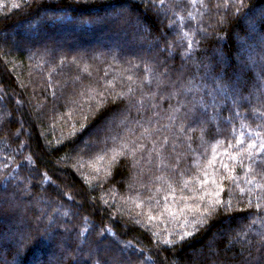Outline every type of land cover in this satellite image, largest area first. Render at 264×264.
Here are the masks:
<instances>
[{
    "label": "trees",
    "instance_id": "16d2710c",
    "mask_svg": "<svg viewBox=\"0 0 264 264\" xmlns=\"http://www.w3.org/2000/svg\"><path fill=\"white\" fill-rule=\"evenodd\" d=\"M0 264H264V0H0Z\"/></svg>",
    "mask_w": 264,
    "mask_h": 264
},
{
    "label": "rangeland",
    "instance_id": "374dc122",
    "mask_svg": "<svg viewBox=\"0 0 264 264\" xmlns=\"http://www.w3.org/2000/svg\"><path fill=\"white\" fill-rule=\"evenodd\" d=\"M107 43H109V42H107V41H102L101 42V44L103 45V44H107ZM101 44H99L98 46H101ZM120 49H122L123 48V46L121 45L120 47H119ZM119 49V50H120ZM221 93V92H220ZM1 106H2V108L4 109V111H6L5 112V114L8 116V113L10 112V113H13V110L12 109H10L9 108V110H8V106L6 105V103L4 104V103H2L1 104ZM126 110H128V111H131V106L129 105V102H128V104L126 105V108H125ZM124 114V113H123ZM119 116H120V114H117V115H115L114 117H112L111 119H109L107 122H106V124H104L103 125V127H104V129L105 130H108V128H110V127H119L120 125H118V118H119ZM101 132V131H100ZM99 132V133H100ZM101 135H99L98 137H99V139L101 138L100 137ZM101 143V142H100ZM87 144L88 145H92V146H94V145H96V144H99V141H98V143L96 142V141H91V142H87ZM101 146V145H100ZM137 177V171L135 170V168L133 169V171H132V176H131V178H130V180H129V184H130V186H131V184L133 183V181L135 180V178ZM58 187L60 188L61 187V185L60 184H58ZM77 205L80 207V206H82V202L81 201H79V200H77ZM121 246L122 247H124L125 249H128V247H129V245H126V244H121ZM48 257H50V258H52L50 255H48Z\"/></svg>",
    "mask_w": 264,
    "mask_h": 264
}]
</instances>
